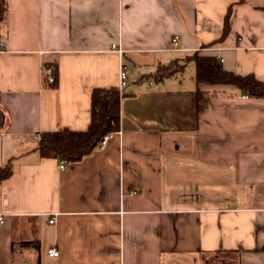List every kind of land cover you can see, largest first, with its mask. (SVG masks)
Instances as JSON below:
<instances>
[{
    "label": "crops",
    "instance_id": "crops-1",
    "mask_svg": "<svg viewBox=\"0 0 264 264\" xmlns=\"http://www.w3.org/2000/svg\"><path fill=\"white\" fill-rule=\"evenodd\" d=\"M7 3L0 168L13 173L0 182V264H264V99L201 84L198 111L194 62L155 77L198 52L264 82V0ZM121 69L107 146L77 163L41 157L35 135L86 130L92 90L118 87ZM23 242L37 248H12Z\"/></svg>",
    "mask_w": 264,
    "mask_h": 264
},
{
    "label": "trees",
    "instance_id": "trees-1",
    "mask_svg": "<svg viewBox=\"0 0 264 264\" xmlns=\"http://www.w3.org/2000/svg\"><path fill=\"white\" fill-rule=\"evenodd\" d=\"M7 12V0H0V22L6 21ZM229 17L230 11H228L225 18L224 34L229 29ZM189 62L195 63V79L200 87L197 90L198 111L204 110L207 103V92L201 89V84L230 85L236 87L248 97L264 99V82L257 80L253 75L238 76L228 72L223 69L219 59L203 56L198 52L183 60H176L169 65L160 66L155 77L156 79H163L176 73H181ZM53 68L54 76L57 77V67L53 66ZM46 81L47 78L45 77ZM50 85L56 87L57 80ZM122 96L123 93H120L118 87L93 89L91 92L92 114L88 128L84 131L61 129L54 132H43L38 142L40 156L43 158H56L71 163L80 162L91 156L105 135L119 131ZM12 173V165L9 162L0 168V182L10 177ZM15 245L22 248L36 247L34 242L14 243L12 248ZM36 264H40L39 260H37Z\"/></svg>",
    "mask_w": 264,
    "mask_h": 264
},
{
    "label": "built area",
    "instance_id": "built-area-1",
    "mask_svg": "<svg viewBox=\"0 0 264 264\" xmlns=\"http://www.w3.org/2000/svg\"><path fill=\"white\" fill-rule=\"evenodd\" d=\"M172 45L174 47V49H177V46H178V38L175 37L173 40H172ZM7 44H6V40L0 36V53H3V52H6L7 51ZM44 71H45V75H46V78H47V81L49 83H54L55 82V76H54V68L53 67H45L44 68ZM128 85V76H127V73L124 69H121L120 70V73H119V81H118V89L120 91V93L122 94L123 91L125 90V88L127 87ZM114 137V133H110V134H107L105 135L99 145H98V148L100 150L104 149L107 144L109 143V141ZM37 141L40 140L41 138V135L40 134H37L35 135L34 137ZM61 168L63 169L64 166L61 165ZM0 222L2 223L3 222V217H0ZM50 224H54L56 222V219H55V216H52L49 220ZM60 254L59 250L56 248V247H52L48 250V255L50 257H58Z\"/></svg>",
    "mask_w": 264,
    "mask_h": 264
},
{
    "label": "rangeland",
    "instance_id": "rangeland-1",
    "mask_svg": "<svg viewBox=\"0 0 264 264\" xmlns=\"http://www.w3.org/2000/svg\"><path fill=\"white\" fill-rule=\"evenodd\" d=\"M189 71L194 72V70H193L192 68H191V69L188 68V70H187V74H188Z\"/></svg>",
    "mask_w": 264,
    "mask_h": 264
}]
</instances>
